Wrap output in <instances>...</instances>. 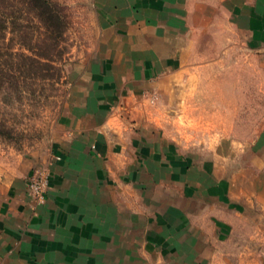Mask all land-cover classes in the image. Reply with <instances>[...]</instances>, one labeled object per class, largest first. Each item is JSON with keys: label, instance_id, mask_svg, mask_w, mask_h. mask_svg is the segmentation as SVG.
Instances as JSON below:
<instances>
[{"label": "crops", "instance_id": "crops-1", "mask_svg": "<svg viewBox=\"0 0 264 264\" xmlns=\"http://www.w3.org/2000/svg\"><path fill=\"white\" fill-rule=\"evenodd\" d=\"M94 4L96 50L50 153L0 172V264H210L228 204H264V122L248 143L189 144L169 127L211 52L264 58V0Z\"/></svg>", "mask_w": 264, "mask_h": 264}, {"label": "rangeland", "instance_id": "rangeland-1", "mask_svg": "<svg viewBox=\"0 0 264 264\" xmlns=\"http://www.w3.org/2000/svg\"><path fill=\"white\" fill-rule=\"evenodd\" d=\"M49 1L61 25L45 16L44 28L26 0H0V172L46 159L83 63L96 50L95 0ZM212 54L213 66L196 73L169 129L189 144L225 136L248 143L264 122V58L227 51L218 62ZM219 220L210 264H264V204H228Z\"/></svg>", "mask_w": 264, "mask_h": 264}, {"label": "built area", "instance_id": "built-area-1", "mask_svg": "<svg viewBox=\"0 0 264 264\" xmlns=\"http://www.w3.org/2000/svg\"><path fill=\"white\" fill-rule=\"evenodd\" d=\"M48 184V172L45 169H35L27 179V191L35 200L44 197Z\"/></svg>", "mask_w": 264, "mask_h": 264}, {"label": "trees", "instance_id": "trees-1", "mask_svg": "<svg viewBox=\"0 0 264 264\" xmlns=\"http://www.w3.org/2000/svg\"><path fill=\"white\" fill-rule=\"evenodd\" d=\"M26 2L37 14L44 28L45 16H49L50 18L56 19V26H58L59 24L61 25V15L56 10L57 7L54 3L50 2L49 0H26ZM42 41L45 43V38H43Z\"/></svg>", "mask_w": 264, "mask_h": 264}]
</instances>
